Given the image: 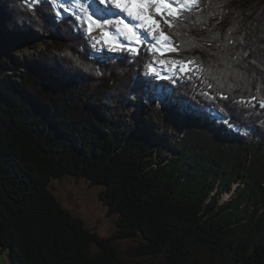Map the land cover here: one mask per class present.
<instances>
[{
	"label": "trees",
	"instance_id": "trees-1",
	"mask_svg": "<svg viewBox=\"0 0 264 264\" xmlns=\"http://www.w3.org/2000/svg\"><path fill=\"white\" fill-rule=\"evenodd\" d=\"M205 1L165 14L171 27L160 16L175 49L167 61L181 64L157 79L138 76L156 55L148 46L106 50L48 1L0 0V249L9 264H264V0ZM35 43L44 46L36 56H17ZM135 108L139 124L127 118ZM206 118L227 130L192 126ZM63 180L99 188L109 236L58 201L53 182Z\"/></svg>",
	"mask_w": 264,
	"mask_h": 264
},
{
	"label": "rangeland",
	"instance_id": "rangeland-1",
	"mask_svg": "<svg viewBox=\"0 0 264 264\" xmlns=\"http://www.w3.org/2000/svg\"><path fill=\"white\" fill-rule=\"evenodd\" d=\"M26 2V0H24ZM49 5L52 6V0H47ZM195 0H177V1H169L167 2L170 4V9L165 10V14H168V12L171 9H175L174 14L177 12V10H182V9H187L189 8ZM204 3H206L205 0H203ZM13 7V6H12ZM56 14L57 10L54 8ZM61 15L59 18L66 17L69 15L74 14V16L77 18L78 16L82 18L83 22L81 20L77 19V22L81 27L85 28L84 24V13L85 11L83 10V14L80 13L81 9L78 12L75 13H70V12H65L62 9H60ZM150 13L154 16V18L161 23V17L159 15L155 14L154 8L149 10ZM159 31V36H160V30ZM103 32V31H102ZM101 32V33H102ZM89 36L90 34L87 33ZM169 39L168 41L164 42L167 44L169 48H171V38L170 36L166 35ZM92 37L93 40L97 41L100 40L101 34H94ZM125 38V37H123ZM122 41L125 43V40ZM142 41L145 42L144 46H148L152 51L154 47H162L161 45L157 44V40L153 39L148 32L144 31L142 35H140V42L135 43H130V46L136 47L138 50L141 48ZM150 41V43L148 42ZM133 42V41H132ZM100 47L104 49H108V45L104 44L103 41L101 40L100 43H97ZM43 44H37L35 43V46L31 49H26L24 51H21L17 54V56H36L41 50H43ZM144 48V47H143ZM147 49H144V52H146ZM170 52L167 51L166 54ZM146 54V53H145ZM166 54L164 56L156 55V56H149L147 57L144 61L139 62L138 64V76L141 77L142 75L146 74L147 71L149 70V65H153L155 71L150 72V75L153 77L156 76L157 79H162V78H168L173 75V72L171 69L167 67V65H162L160 63L161 60H166ZM158 73V75H157ZM162 97L163 99H167V93H164L162 95L159 94V97ZM136 98H133V101H136ZM137 106V105H136ZM135 112L133 111H127V118L131 122H137L139 124V114L137 108H135ZM156 113H162V108L160 107L159 104H155L154 107L152 108ZM176 112L180 113V111L176 108ZM154 122L160 124L156 119H153ZM181 122L180 124H183L184 121H179ZM196 129L202 130V132L207 133L205 134L206 136L208 134H214L217 136L218 133L221 131L227 130V127L225 125H220V123L216 120H211L209 118H206L204 122L198 124L192 125ZM203 126V127H202ZM203 128V129H202ZM216 130V132L214 131ZM217 133V134H216ZM209 136V135H208ZM185 137L184 131H171V133L168 135V140L172 143H177L179 139H182ZM227 145H230L231 147L234 146V143H230V141H225ZM239 184L233 185V190L231 192H224L221 197H220V203H224L229 201V199L234 196L236 189L239 188ZM53 189H54V195L58 199V201L70 212L73 214L74 217H77L81 219L84 222V226L86 229L95 231L99 236L102 237H107L109 234L113 231V223L112 220L109 218L105 217V208L102 207V205L98 201V192L99 188H89L86 183L80 182L76 183L73 180H63L62 182L54 181L53 182ZM133 243L131 241H122L120 243V247L122 249H126L128 246L132 245ZM0 264H9V259L6 251H2L0 249Z\"/></svg>",
	"mask_w": 264,
	"mask_h": 264
},
{
	"label": "snow or ice",
	"instance_id": "snow-or-ice-1",
	"mask_svg": "<svg viewBox=\"0 0 264 264\" xmlns=\"http://www.w3.org/2000/svg\"><path fill=\"white\" fill-rule=\"evenodd\" d=\"M35 2L45 3L47 0H26V3L29 4L30 7H35ZM112 4H114L115 9L119 10L117 13L112 8H104V9H95L92 11L91 15L87 17L88 21V32L91 33L93 31V26L99 27L100 25L97 21H103L104 23H110V21L106 20L107 15H124L126 14L129 18L142 22L144 25H148L153 31L160 30V38L157 40V44L161 45L162 47H154L153 51L155 54L160 56H164L167 51H174V48H169L166 42L168 41V37L165 35L163 30L161 29V23L157 21L154 16L150 13V9L154 8L155 14L164 18L163 22L168 24L169 27L172 26L171 22L165 17V10L170 9V4L167 0H111ZM101 4L108 3V0H100ZM52 6L57 10V15H61L60 9L63 8L65 12L75 13L77 9L83 10V0H52ZM91 8V5H89ZM175 9H171L168 12V15H173ZM93 17H96L94 20ZM77 19L83 22L81 17H77ZM119 24L123 25V28H118L117 31L124 33L125 30L128 35V40L131 42L135 37L137 42H140V37L137 35L136 32H133L132 28L129 26L128 23H125L123 19L118 21ZM101 40L104 44L108 45L109 50L115 51L117 47L123 48L124 45L118 41V38L111 34L110 31H104L101 34L100 40H97L96 43H100ZM150 43V41H148ZM127 51L132 53L133 55L137 54L138 49L136 47L128 46ZM107 59H113V57H107ZM123 60V57H120ZM160 63L162 65L165 64H172L173 71L177 69V66L181 64L179 61H166L161 60ZM190 63V62H189ZM186 69L180 67V71H185ZM149 71L154 72L155 69L153 65H149ZM158 75V73H157ZM226 99V97H225ZM264 107V105H262ZM224 120H229L228 117H224ZM230 127H236V125H229Z\"/></svg>",
	"mask_w": 264,
	"mask_h": 264
},
{
	"label": "bare ground",
	"instance_id": "bare-ground-1",
	"mask_svg": "<svg viewBox=\"0 0 264 264\" xmlns=\"http://www.w3.org/2000/svg\"><path fill=\"white\" fill-rule=\"evenodd\" d=\"M169 1H172V0H169ZM173 1H177V0H173ZM95 2L97 3V4H99V2H97V0H95ZM89 5H91V7H95V3L92 1H90V0H83V10L86 8V7H88ZM100 5V4H99ZM62 9V8H61ZM80 9L78 8L77 9V11L76 12H78ZM83 10H81V12L80 13H82L83 14ZM108 20V19H107ZM134 20V19H133ZM108 21H110V23H104V22H100V21H97V23L100 25L99 27H96V26H93V31L90 33V34H102L101 32L103 31H110V33L111 34H113V35H115L117 38H118V41L120 42V43H122L123 45H125V46H129L130 45V43H134V41H135V43H137L136 42V40H134V38H133V42L131 41V42H129V40H128V35L130 34V33H127V31L125 30V32L124 33H121V32H118L117 31V29L118 28H123V25L122 24H119L118 23V21H117V19L116 18H112V19H110V20H108ZM126 23H128L129 24V22H126ZM84 24L88 27V21H87V17H86V15H85V13H84ZM104 24V25H103ZM133 24H134V28L131 26V28H132V30H133V32H136L137 33V35L140 37V35H142V33L144 32V31H146V32H148L149 33V35L153 38V39H156V40H159V38H160V36H159V31L158 30H156V31H153L148 25H144V24H142V22H140V21H137V20H134L133 21ZM132 24V25H133ZM130 25V24H129ZM121 26V27H120ZM123 37H125V38H123ZM122 38H123V40H125V43L122 41ZM136 39V38H135ZM164 43V42H163Z\"/></svg>",
	"mask_w": 264,
	"mask_h": 264
}]
</instances>
